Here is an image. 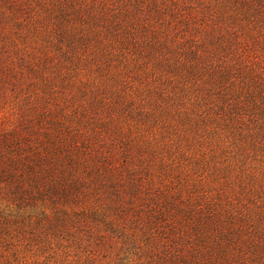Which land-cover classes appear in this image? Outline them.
Listing matches in <instances>:
<instances>
[{
    "label": "rangeland",
    "instance_id": "rangeland-1",
    "mask_svg": "<svg viewBox=\"0 0 264 264\" xmlns=\"http://www.w3.org/2000/svg\"><path fill=\"white\" fill-rule=\"evenodd\" d=\"M0 167V264H264V30L0 0Z\"/></svg>",
    "mask_w": 264,
    "mask_h": 264
},
{
    "label": "trees",
    "instance_id": "trees-1",
    "mask_svg": "<svg viewBox=\"0 0 264 264\" xmlns=\"http://www.w3.org/2000/svg\"><path fill=\"white\" fill-rule=\"evenodd\" d=\"M241 9L244 18L260 30H264V0H229ZM3 167H0L2 169ZM5 171V170H4ZM4 173H0L4 176ZM35 181V180H34ZM33 181V183H35ZM36 185V183H35Z\"/></svg>",
    "mask_w": 264,
    "mask_h": 264
}]
</instances>
